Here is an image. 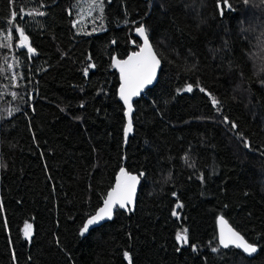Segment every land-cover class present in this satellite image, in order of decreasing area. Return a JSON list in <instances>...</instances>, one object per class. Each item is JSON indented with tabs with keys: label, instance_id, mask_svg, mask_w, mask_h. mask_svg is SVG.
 Listing matches in <instances>:
<instances>
[{
	"label": "trees",
	"instance_id": "1",
	"mask_svg": "<svg viewBox=\"0 0 264 264\" xmlns=\"http://www.w3.org/2000/svg\"><path fill=\"white\" fill-rule=\"evenodd\" d=\"M228 3L0 0V264H264V0ZM141 24L160 70L124 142L112 59ZM19 27L12 86L1 44ZM121 167L133 210L81 235ZM218 217L251 258L218 248Z\"/></svg>",
	"mask_w": 264,
	"mask_h": 264
},
{
	"label": "snow or ice",
	"instance_id": "2",
	"mask_svg": "<svg viewBox=\"0 0 264 264\" xmlns=\"http://www.w3.org/2000/svg\"><path fill=\"white\" fill-rule=\"evenodd\" d=\"M95 2V0H94ZM245 3L248 0H244ZM219 3V0H218ZM224 5L230 7L228 0H223ZM103 0H99V7L102 9ZM20 13H23L24 10L20 9ZM38 15H44L43 12H37ZM17 15L16 11L11 13V16L15 18ZM23 16H21V19ZM11 23V22H10ZM19 32V36L23 38V40H27L28 37L25 35L23 28L19 27L16 29ZM136 33L142 37L143 45L140 47L139 52H133L130 56H128L125 60H115V66L119 68L121 84L119 88L120 99L127 105L129 115L132 112V104L131 98L133 96L139 95L141 88L145 84H150L155 76V69L159 66L160 61L157 59L156 54H154L151 44L149 42V38L146 34V30L143 24L135 29ZM115 43V41H113ZM135 43V41H133ZM28 52H34L35 50L31 47H28ZM91 60V56L88 57ZM94 64H89L88 67L84 69V75L87 76L90 68H94ZM187 90H192V85L189 84L187 86ZM201 91H205L203 88ZM213 105H217L219 101H217L214 97L212 98ZM83 106V105H81ZM225 122H229L228 118L225 117ZM232 127L235 128L237 125L235 122H231ZM132 130V122L129 118L128 125L124 128V135L127 138L128 133ZM245 147L250 148V144L245 141ZM5 165L0 164V167H4ZM121 177H124V180L121 181ZM203 178V177H202ZM137 177L129 175L126 170L121 167L120 176L117 177L116 186L107 194V199L104 201V207L100 208L96 215L91 216L87 222L81 228V235H84L85 232L88 231L89 226L98 223L99 221H103L105 218L111 219L113 209L116 205L121 209L127 208L129 204L133 202V194L135 192V182ZM175 195V193H173ZM177 208H181V204H177ZM173 216H178L177 211L174 209L172 212ZM219 222L222 225L220 232V245L223 248H228L230 245L242 249L244 253L248 255H252L258 251V247L254 243H249L245 240V238L237 231L232 228H227L225 232V227L227 225V221L224 220L223 217L219 218ZM30 227V225H26V228ZM187 229H184L183 234L181 232H177L176 240L178 242L187 243ZM25 235L28 236V232H25ZM195 247V246H193ZM179 250V249H178ZM213 252H217V248L212 249ZM124 256L128 258L129 264H131V258L128 252L124 253Z\"/></svg>",
	"mask_w": 264,
	"mask_h": 264
},
{
	"label": "water",
	"instance_id": "3",
	"mask_svg": "<svg viewBox=\"0 0 264 264\" xmlns=\"http://www.w3.org/2000/svg\"><path fill=\"white\" fill-rule=\"evenodd\" d=\"M135 29H136V28H135ZM135 29H134L133 32H132V37H133L135 40H137V42H138V48H137V50H136L135 52H139V51H140V47L143 45V39H142V37H140V36L136 33ZM22 45H23V46H26V42L23 41V42H22ZM152 50H153V49H152ZM27 52H28V51H27ZM132 53H133V52H132ZM132 53H129V54H128L124 59H122V60L127 59L128 56H130ZM112 65H113V68L115 69V71L117 72V75H118L117 97H118L119 100L121 101V103H122V107H123V109H124V122H125V124H124V128H125V127L128 125L129 118H131V114H130V117H129V115L126 114V113L128 112L127 105H125L124 102L120 99L119 88H120V84H121V77H120V71H119V68L115 66V60H114V59H112ZM159 70H160V64H159V66L156 67V69H155V76H154L152 82H151L150 84H145V85L141 88V90H140V92H139V95L133 96V97L131 98V100H133L134 98H138L139 96H141V95L144 94L147 90L151 89V88L154 86V84L156 83V79H157V76H158ZM124 128H123V141L125 142L127 138H125V135H124ZM130 133H131V131L128 133L127 137L130 135ZM128 174H129V173H128ZM129 175L137 177V176L134 175V174H129ZM118 176H120V171L116 174V176H115V178H114V181H113V184H112V187H111L110 190H108V191L106 192V194H105V196H104V199H103V201L101 202V205L99 206L98 209H96V211H95L91 216L96 215L97 212L99 211V209L102 208V207H104V201L107 199V194H108V193H109V192H110V191L116 186V183H117V177H118ZM123 180H124V177H121V181H123ZM139 185H140V179L137 177V180H136V182H135V192H134V194H133V202H132L131 204H129V205L127 206V208H125V209H121V208H119L118 205H116V206L114 207V209H113V213H114L116 210H120V211H122V212H128V211H132V210H133V208H134V203H135V197H136V194H137V191H138ZM113 213H112V215H113ZM91 216H90V217H91ZM90 217H88V218L84 221L83 225L87 222V220H88ZM219 218H220V217H218V218L216 219V240H217V246H218V248L221 249V250H224V249H226V248H223V246L220 245V242H219V241H220V232H221V227H222V225H221L220 222H219ZM109 220H110V219L105 218L103 221H99V222L96 223V224L90 225L88 231L85 232L84 235L87 234L90 230L95 229V228H97V227H99V226L105 224V223L108 222ZM83 225H82V227H83ZM224 227H225V232L227 231V228H230V226H229L228 224H227L226 226H224ZM228 248H234V249L238 250V251H239L240 253H242L246 258H251V257L255 254V253H254V254H252V255H248L247 253H244L242 249L236 248V247H234V246H232V245H230Z\"/></svg>",
	"mask_w": 264,
	"mask_h": 264
},
{
	"label": "rangeland",
	"instance_id": "4",
	"mask_svg": "<svg viewBox=\"0 0 264 264\" xmlns=\"http://www.w3.org/2000/svg\"><path fill=\"white\" fill-rule=\"evenodd\" d=\"M17 29V28H16ZM14 29V32L17 36V40L16 42H14L13 44H11L10 42V38L9 36L7 38H5L4 36L2 37L3 39V42H2V49L4 50L3 52V55L4 57L7 58V63L5 64L6 65V68L7 70L10 72V75H11V85H12V80H13V75H14V66H13V61L15 60V57H14V54L18 53L21 48H25V46H21V41H24L22 37L19 36V32ZM5 42V43H4ZM6 44V46H5ZM13 86V85H12ZM3 95H2V92H0V109L2 107V102H3ZM26 225L25 224L23 227H22V233H23V237L24 238H28L29 234H30V227L26 228ZM28 232V236L25 235V232Z\"/></svg>",
	"mask_w": 264,
	"mask_h": 264
}]
</instances>
